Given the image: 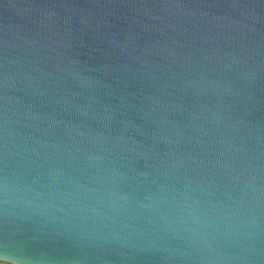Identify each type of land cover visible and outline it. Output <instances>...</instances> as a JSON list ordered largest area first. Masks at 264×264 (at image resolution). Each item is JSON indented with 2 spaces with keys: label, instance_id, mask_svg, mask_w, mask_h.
I'll return each mask as SVG.
<instances>
[{
  "label": "water",
  "instance_id": "95a60500",
  "mask_svg": "<svg viewBox=\"0 0 264 264\" xmlns=\"http://www.w3.org/2000/svg\"><path fill=\"white\" fill-rule=\"evenodd\" d=\"M0 257L264 264V0H0Z\"/></svg>",
  "mask_w": 264,
  "mask_h": 264
},
{
  "label": "clouds",
  "instance_id": "9594fccd",
  "mask_svg": "<svg viewBox=\"0 0 264 264\" xmlns=\"http://www.w3.org/2000/svg\"><path fill=\"white\" fill-rule=\"evenodd\" d=\"M0 264H12V261L0 257Z\"/></svg>",
  "mask_w": 264,
  "mask_h": 264
}]
</instances>
